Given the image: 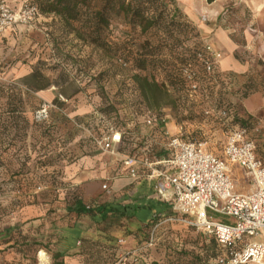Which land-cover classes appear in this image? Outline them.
<instances>
[{"label": "rangeland", "instance_id": "obj_1", "mask_svg": "<svg viewBox=\"0 0 264 264\" xmlns=\"http://www.w3.org/2000/svg\"><path fill=\"white\" fill-rule=\"evenodd\" d=\"M162 1L170 9L177 8L188 26L179 52L201 49L194 65L181 67L178 59L168 57L170 67L149 68L144 73L132 67V59L138 52L159 47L160 30L142 34L116 20L108 40L126 51L121 57L109 56L80 41L59 18L34 12L31 0H0V86H16L33 69L50 83L26 105V136L21 131L0 136V153L5 156L0 164V232L13 228L15 234L0 243V264H40L41 252V258L46 255L54 264L55 254L67 249L58 235L70 225L71 217L64 209L69 192L87 205L108 201L125 206L129 217L115 221L121 229L133 231L150 219L157 220L152 223L153 246L123 234L119 240L124 244L117 241L112 264H166L172 251L210 240L200 232L195 241L181 238L178 227L161 217L169 207L149 188L142 186L134 193L136 184H121L109 188L103 199L85 197L84 185H109L108 177L117 175L119 159L99 151L91 139V134H99L108 125L124 130L129 140L131 133L145 130L142 122L151 114L163 120L170 134L206 141L220 155L227 134L241 128L242 120L264 158V61L256 59L250 48L256 30V3L225 0L222 9L213 12L215 0ZM214 54L220 55L216 69L207 73L204 60L213 62ZM225 57L239 68L221 69ZM138 75H147L161 86L156 95L141 91ZM55 100L62 106L55 105ZM14 135L13 147L4 152ZM137 137L141 139L140 134ZM152 140L161 143L160 136ZM252 182L249 175L235 172V192H247ZM100 227L87 218L77 222L80 234ZM67 264L85 261L75 256Z\"/></svg>", "mask_w": 264, "mask_h": 264}, {"label": "trees", "instance_id": "obj_2", "mask_svg": "<svg viewBox=\"0 0 264 264\" xmlns=\"http://www.w3.org/2000/svg\"><path fill=\"white\" fill-rule=\"evenodd\" d=\"M31 1L40 15L59 18L67 29L80 41L96 47L109 56L121 57L126 51L124 48L120 50V48L108 40L110 28L116 20L121 21L125 26L130 27V29L138 28L142 34L160 30L163 39L159 47L138 52L132 59V67L137 71L145 73L149 68L166 69L170 67L168 65V57L178 59L181 67L197 63L196 55L201 48L189 50L185 53L179 52L188 26L183 21L177 8L170 9L165 1ZM161 49H167V54L157 53ZM136 80L141 91L150 96L156 95L157 91L161 88L154 79L150 80L147 75H138L136 76ZM17 82L16 86H0V136L6 132L12 133L13 131L15 133L21 131L23 132L22 136H26L29 127V112L26 109V105L30 99L34 98L35 94L50 86L46 77L36 69H33L28 75L22 77ZM54 104L59 107L62 106L58 100H55ZM239 123L242 127L248 125L246 121L242 120ZM21 124L23 126H20ZM161 126L159 123L157 127L145 129L152 132V138L155 139L159 136L158 131L161 129ZM15 137L16 135L10 140L4 152L13 147ZM143 141L139 143L138 147L147 146L151 151V158L158 157L159 150L155 148L156 145L146 142L145 138ZM129 151H135V149H129ZM3 154L0 153V164L5 160ZM257 155L261 158L258 151ZM261 159L264 160V158ZM105 194H100L99 196L103 199L105 198ZM64 209L70 215L71 221L70 225L64 228L63 234L58 235V239L67 246V249L55 254L54 264H67V260L75 256L83 257L85 264H112L113 257L118 248L117 241L119 240V236L124 234L125 238L131 239L132 241L139 237L141 240L139 243L146 244L151 238L152 223L157 222V220L150 219L148 223L140 225L133 231L129 228L121 229L120 225L115 221L119 217H129L126 213L125 206L108 201L100 204L87 205L83 198L70 192L65 195ZM171 216L172 212L170 209L161 215L165 221L171 218ZM111 217H114V219L112 220ZM82 218H87L91 223L101 227L94 231L86 230L80 234L77 232L80 231L77 228V222ZM170 224L178 227L176 231L181 233V238L186 240L188 237H193L195 241L197 231L193 227L175 221H170ZM18 234L21 236V232H18ZM73 234L76 235L73 236ZM14 235L13 228H7L6 233L0 232V243L8 242ZM21 237L26 238V236ZM72 237L73 239H70ZM38 240L36 239L35 241L38 243H35L42 246V243ZM71 251L76 252L72 253ZM223 253V250L218 246L217 242L214 239H210L200 245L192 246L188 250L180 252L172 251L167 256L166 264H218L217 261ZM140 264L145 263L140 262Z\"/></svg>", "mask_w": 264, "mask_h": 264}, {"label": "built area", "instance_id": "obj_3", "mask_svg": "<svg viewBox=\"0 0 264 264\" xmlns=\"http://www.w3.org/2000/svg\"><path fill=\"white\" fill-rule=\"evenodd\" d=\"M213 58V62L204 60L207 73L215 71L220 55ZM162 122L149 114L142 123L144 128H154ZM158 134L160 155L155 158L147 146L129 151L131 138L128 140L126 132L115 125L91 134V139L99 151L119 159L125 176L152 183L157 199L172 212L166 221L188 225L214 239L224 252L218 264H264V160L258 157L247 129L230 131L220 155L206 141L185 140L182 134H170L163 125ZM234 168L252 178V192H235ZM102 190L109 192L107 183ZM153 242L151 236L146 246H153ZM40 264H50L49 258Z\"/></svg>", "mask_w": 264, "mask_h": 264}, {"label": "crops", "instance_id": "obj_4", "mask_svg": "<svg viewBox=\"0 0 264 264\" xmlns=\"http://www.w3.org/2000/svg\"><path fill=\"white\" fill-rule=\"evenodd\" d=\"M254 2L256 3L254 11H255V13L257 15L256 16V30H255L254 35L252 36L253 37V39H252L253 45L250 48H252L256 59L264 61V0H254ZM224 3H225V0H215V1H213L212 5H211V10L213 12H217L219 9H222V5ZM235 67L239 68L238 65L236 66V64H234V62L228 60L226 57L221 62V69H223V70L234 69ZM147 132H148V130L145 129L143 132L140 131L139 133H134V132L131 133L132 138H131V141L129 143L130 145L128 144V148L129 149H133L134 147L138 146L137 144H135L136 141L139 140L140 142H142L143 139L145 138V135H148ZM137 134L141 135V139L137 137ZM146 137H147L146 142L154 143V145H156L155 148H157V149L160 148L159 147V146H161L160 142L152 140V132L150 133V135H148ZM143 143H144V141H143ZM117 166H118V168H116L117 169L116 170L117 175H115V176L112 175V176L108 177V181L110 182V184L109 185L107 184V185H108L109 188L114 189V188L120 186L121 184L129 185V184H133L134 183V184H136V188H135V192L134 193H136L137 188H142V186H143V188H149L150 190H152L151 193L153 194L154 197H156V195H155V193H154V191L152 189V183L147 182L146 180H143V179L134 180V179L128 178L127 176L124 175L125 171H124V169H123V167H122L120 162H119V165H117ZM235 172H240L241 173V171L239 169H237V168H234V173ZM102 185L103 184L100 185L99 183H96V182H94V183H92L90 185H87V184L84 185L83 189H84L85 197L86 198L87 197H92L91 195H94V197H97L100 194L107 193V192L102 190ZM86 187H89V188H86ZM253 189H254V185H253V182H252L247 187L248 191L245 192V193L252 192ZM160 203H162V202H160ZM169 209H170V207H169Z\"/></svg>", "mask_w": 264, "mask_h": 264}, {"label": "bare ground", "instance_id": "obj_5", "mask_svg": "<svg viewBox=\"0 0 264 264\" xmlns=\"http://www.w3.org/2000/svg\"><path fill=\"white\" fill-rule=\"evenodd\" d=\"M42 253V252H41ZM41 253L39 254V258H40V261L42 262V261H46L48 258H47V256L45 255V257H43V258H41Z\"/></svg>", "mask_w": 264, "mask_h": 264}]
</instances>
